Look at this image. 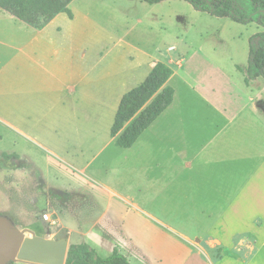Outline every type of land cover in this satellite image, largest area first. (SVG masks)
<instances>
[{"label": "crops", "instance_id": "crops-1", "mask_svg": "<svg viewBox=\"0 0 264 264\" xmlns=\"http://www.w3.org/2000/svg\"><path fill=\"white\" fill-rule=\"evenodd\" d=\"M61 14L37 29L0 9V127L3 130L0 141L6 142L4 151H12L11 147H38L46 158L77 170L83 179L106 189L105 199L109 201L115 193L96 175L87 172L89 161L83 166L80 164L83 148L92 142V116L115 114L121 96L147 76L155 61L148 62L146 68H140L138 62H86L85 49L76 58V46L85 43V27L70 22L76 19L74 13L72 18L64 13L69 22L58 18ZM83 21L89 22V19L84 16ZM178 63H175L177 68L181 66ZM170 64L167 63L172 74L166 84L178 72ZM182 74L192 79L188 71ZM216 74L224 77L220 69ZM136 76L141 79L131 84ZM262 80L264 78L258 76L245 85L254 87ZM210 89L211 96H217L216 88ZM199 97L207 103V111L214 119L198 117L202 110L187 105L184 99H177L174 89L172 102L134 143L127 148L114 144L115 148H111L101 167L105 175L114 167L116 174L131 179L135 194L158 192L170 198L174 196L175 201L198 212L196 217L204 221L195 224L199 227L236 220L239 225L259 228L257 256L249 261L259 258V263L264 262V126L244 122L248 118L232 123L225 109L202 94ZM256 98L251 97L254 103L248 109L251 115L259 111L257 103L261 101ZM252 128L258 129L255 134L251 133ZM110 141L114 143L111 135L100 150L107 149ZM252 143H261V150H252ZM13 152L27 158L40 171L46 184L52 186L47 182L44 168L36 165L32 153ZM52 187L62 193L79 191L88 195L91 202L96 200V193L84 186ZM119 197L138 214L151 216L144 207L148 202L123 194ZM108 212L107 204L99 216L102 218ZM110 219L119 225L115 216ZM58 232L61 230L55 233ZM72 232L70 228L64 232L68 243H73ZM78 232L86 235L88 230ZM48 234L44 232L43 236H50ZM125 235L136 253L134 259L140 258L144 264L162 261L140 245L133 235L127 232ZM141 238L143 243L154 242L149 234L143 233ZM125 258L130 264V259ZM11 264L34 263L18 260Z\"/></svg>", "mask_w": 264, "mask_h": 264}, {"label": "rangeland", "instance_id": "rangeland-1", "mask_svg": "<svg viewBox=\"0 0 264 264\" xmlns=\"http://www.w3.org/2000/svg\"><path fill=\"white\" fill-rule=\"evenodd\" d=\"M68 6L76 16L70 22L85 27V43L76 46V58L85 49L86 62H138L142 66L140 68H146V64L152 61L171 63L178 72L168 85L176 90L177 99H184L187 105L202 110L198 117L214 119L207 111V103L199 97L202 94L220 109H225L230 122L239 123L240 118H248L244 122L260 128L264 126L261 107L255 115L248 111L254 106L251 97L264 101V81L254 87H246L243 75L236 69L237 65L248 63L251 39L264 32V26L212 16L196 10L184 0H163L154 4L142 0H72ZM84 16L89 22L84 23ZM58 18L69 22L64 13ZM261 41V36L252 40L254 45ZM173 62L177 65L180 62L181 66L177 68ZM218 69L223 71V78L217 76ZM185 71L192 79L183 76ZM134 79L131 84L141 76ZM211 87L216 88L217 96H211ZM113 117V113L92 116V142L83 148L80 164L83 166L89 161L87 172L102 180L115 196L106 200V189L83 179L77 170L59 166L52 158H46L38 147H11L12 151H4L6 142L0 141V213L10 214L20 228L33 231L41 227L45 235L50 233V236H44L48 238H57L62 233L64 235L66 229H73V243L86 242L102 257L109 255L115 247L130 259V264L144 262L133 258L136 253H133L125 232L161 258V262L154 264H264L262 261L259 263V258L249 261L257 254L259 228L239 225L236 220L199 227L195 224L204 221L196 217L198 212L190 211L175 201L174 196L170 198L158 192L135 194L132 180L116 174L114 167L105 175L101 162L115 145L110 141L107 149L100 148L110 139ZM257 130L252 128L251 133L255 134ZM2 132L0 127V135ZM261 146V143H252L251 148L261 150ZM13 151L32 153L36 157V165L44 168L50 185L63 188L84 186L96 193V200L91 202L88 195L75 191L64 197L61 191L46 184L40 171L27 158L18 153L17 158L1 156V152ZM119 194L148 202L143 203L147 213L160 222L148 214H138L122 202ZM107 204L109 212L101 218L100 211ZM44 212L54 213L58 219L55 226H49L42 220ZM111 216L116 217L119 225L112 223ZM80 229L88 230L87 234L78 232ZM57 230L61 232L55 233ZM142 232L149 234L154 242L143 243Z\"/></svg>", "mask_w": 264, "mask_h": 264}, {"label": "trees", "instance_id": "trees-1", "mask_svg": "<svg viewBox=\"0 0 264 264\" xmlns=\"http://www.w3.org/2000/svg\"><path fill=\"white\" fill-rule=\"evenodd\" d=\"M72 0H0V9L10 13L18 20L34 28H42L58 13L72 18L69 3ZM154 4L163 0H142ZM196 10L216 17H229L238 23L255 22L264 26V0H184ZM261 36L262 41L254 45V37ZM249 44L246 67L237 65L243 73L245 84L255 77L264 78V32L253 36ZM172 74L171 68L155 61L147 76L136 86L126 91L120 98L109 133L114 144L130 147L139 134L172 102L174 89L166 84ZM259 103V102H258ZM5 158H17L15 152H2ZM79 193V191H77ZM76 192V193H77ZM73 192L63 193L69 197ZM62 196V197H63ZM35 234L43 236V229L36 227ZM64 264H129L124 255L113 249L105 257L100 256L86 242L69 243Z\"/></svg>", "mask_w": 264, "mask_h": 264}, {"label": "water", "instance_id": "water-1", "mask_svg": "<svg viewBox=\"0 0 264 264\" xmlns=\"http://www.w3.org/2000/svg\"><path fill=\"white\" fill-rule=\"evenodd\" d=\"M257 106L263 108L264 102L257 103ZM68 244L66 234L58 238L39 236L28 228L18 227L10 214L0 213V264L18 260L34 264H64Z\"/></svg>", "mask_w": 264, "mask_h": 264}, {"label": "built area", "instance_id": "built-area-1", "mask_svg": "<svg viewBox=\"0 0 264 264\" xmlns=\"http://www.w3.org/2000/svg\"><path fill=\"white\" fill-rule=\"evenodd\" d=\"M41 217L42 220L46 221L49 224V226H55L56 223L58 222V219L57 217L54 216V213L51 214L49 212L47 213L44 212Z\"/></svg>", "mask_w": 264, "mask_h": 264}, {"label": "flooded vegetation", "instance_id": "flooded-vegetation-1", "mask_svg": "<svg viewBox=\"0 0 264 264\" xmlns=\"http://www.w3.org/2000/svg\"><path fill=\"white\" fill-rule=\"evenodd\" d=\"M262 110H264V107L262 108ZM2 153V152H1ZM10 158H13V157H10ZM51 189H56V188H53L52 186H50Z\"/></svg>", "mask_w": 264, "mask_h": 264}]
</instances>
